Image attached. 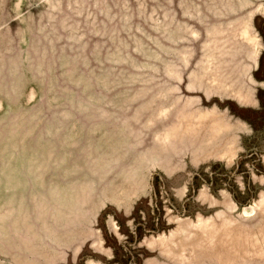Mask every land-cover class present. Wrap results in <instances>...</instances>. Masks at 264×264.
I'll list each match as a JSON object with an SVG mask.
<instances>
[{
	"label": "rangeland",
	"instance_id": "1",
	"mask_svg": "<svg viewBox=\"0 0 264 264\" xmlns=\"http://www.w3.org/2000/svg\"><path fill=\"white\" fill-rule=\"evenodd\" d=\"M0 264H264V0H0Z\"/></svg>",
	"mask_w": 264,
	"mask_h": 264
}]
</instances>
